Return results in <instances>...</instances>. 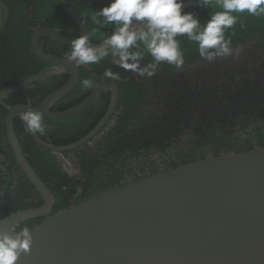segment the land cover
Returning a JSON list of instances; mask_svg holds the SVG:
<instances>
[{
	"label": "water",
	"instance_id": "1",
	"mask_svg": "<svg viewBox=\"0 0 264 264\" xmlns=\"http://www.w3.org/2000/svg\"><path fill=\"white\" fill-rule=\"evenodd\" d=\"M61 1L82 34H87V25L69 1ZM196 2L184 0L183 10ZM45 35L67 45L74 39L62 37L50 27L35 30L31 38L37 55L71 76L40 104L7 107L8 141L42 198L37 206L0 217V232L13 235L12 225L17 228L23 221L42 217L29 226L31 251L22 254L18 264H264V147L227 151L147 173L54 212L56 196L27 159L15 131V117L29 108L64 117L111 88L114 94L109 111L78 141L56 145L33 134L40 145L60 153L84 144L98 132L115 109L119 89L115 83L100 84L78 106L51 112L55 101L77 85L79 70L74 61L43 50L40 38ZM218 123L219 119L217 127Z\"/></svg>",
	"mask_w": 264,
	"mask_h": 264
},
{
	"label": "flooded vegetation",
	"instance_id": "2",
	"mask_svg": "<svg viewBox=\"0 0 264 264\" xmlns=\"http://www.w3.org/2000/svg\"><path fill=\"white\" fill-rule=\"evenodd\" d=\"M68 1L75 11L74 13L82 20L85 19L87 21V33H90V37L92 33L94 37H97V35L103 36L107 34L108 30L113 31L112 25L108 26V30L105 29L107 27L97 30V26L92 25L89 19L92 10L102 9L104 6L101 4L104 3L97 2L91 4L87 0ZM91 26L92 32L90 30ZM43 27H50L51 29L57 30L62 37L68 39H76L82 35L79 23L73 14H70L66 10L61 0H0V106L2 108H7L16 103L40 104L48 94L57 90L70 79L71 74L69 71L63 70L62 72H58V68L55 65L44 60L34 52L31 41L32 35L35 30ZM24 31L26 35L23 34ZM28 33L29 37L27 35ZM104 39L94 43V45L101 44ZM27 41H29L30 48L27 46ZM40 45L46 53L52 56L69 59L68 54L71 51V45H67L56 38L46 35L40 38ZM263 45L260 46V52L258 45L249 46L251 49L248 50L241 49L238 55L233 53V55L227 56L223 60L220 59V65L207 61L206 64L196 65L184 71H157L151 77L152 80L147 81L149 83L147 87L149 88L150 102L146 107V111L141 112L142 116L138 124L147 127L155 126L153 122L159 118L156 124L159 128L156 130L157 132L162 131V133L156 139L166 140L164 134H168L172 136V145L175 148L182 147L184 144L190 148V143L196 148H202L205 140H210L213 131L217 132L215 136L218 137L221 134L222 126L230 123H239L244 117H247L246 114L251 108L248 107V101L245 104L241 102V106H236L237 102H234L237 100L236 97L233 98L232 102L228 100L226 104L221 101L220 96L223 94L221 90L226 88L225 95L227 99L233 96V94L238 97V94L243 93L242 89H245L242 88L243 86L248 87L249 81L255 82L252 76L249 81H246L244 75L239 79H234L228 76V74L231 72L235 73V70L241 65H247L245 69L249 74L254 76L255 74H259L260 76H257L256 79H263L262 82H256V84L259 85L263 92L261 96L264 99ZM208 65H216V67H213L209 72L206 70L202 74V67H207ZM106 69L109 68L105 65L98 67L96 64L78 67L79 80L77 85L71 91L60 96L50 108L51 112H61L82 103L96 88H83L81 81L85 78H93L97 82V86L100 84L115 83L119 89V99L114 111L89 141L74 149L60 153H55L50 150L55 159V167L62 169L70 176L81 173L77 150L75 149L85 150L83 145L86 143H91L94 147L100 146L106 148L109 146L108 150H110V145L112 144L110 138L116 139V137L129 136L131 138L130 142L133 145V114L131 109L130 112L126 113L127 102L122 97L127 95L128 88L127 84L121 85V82L129 83V80H131L124 76L121 77V75H126V73L129 75L131 73L122 68L118 70L116 66L110 67L114 73L120 74L119 80L112 81L104 78L103 73ZM21 72L27 73L28 75L18 78L16 73ZM134 76L138 81L140 80L137 74L134 73ZM131 77L133 78V73ZM48 79L52 80V84L43 85L42 83H45ZM260 89L257 90L259 93H262ZM113 94V90L107 88L97 98L88 102L86 106H83L77 112L89 106L90 109H97L99 112L104 111V114L94 126L95 128L109 111ZM74 102L77 103L73 105ZM132 104L133 102L130 103V105ZM202 104L205 106H202ZM67 106L68 108H65ZM147 110L154 111L155 113L147 115ZM216 110H222L224 112V116H219V127H217V124L216 126H211L207 122L217 117ZM166 111L167 114H165ZM77 112L64 117H52L45 112L44 114L47 119H60L74 115ZM16 117H19V115ZM16 117L14 124L17 133ZM125 120L131 121V127L127 130H122L121 121ZM25 133L40 148L47 149L34 139L33 134ZM37 135L39 136V134ZM148 135H152L151 132ZM207 146L206 151L212 153L213 145L207 144ZM49 168L47 165L43 169L46 170ZM130 168H132L130 170L133 173V167ZM20 175L19 177L21 178ZM19 177L15 173L18 184L20 181ZM125 178H127L126 180H130L133 176L126 175ZM83 184H85L84 181ZM83 184L76 188V193L72 200L83 195L85 191Z\"/></svg>",
	"mask_w": 264,
	"mask_h": 264
},
{
	"label": "trees",
	"instance_id": "3",
	"mask_svg": "<svg viewBox=\"0 0 264 264\" xmlns=\"http://www.w3.org/2000/svg\"><path fill=\"white\" fill-rule=\"evenodd\" d=\"M87 1L91 4L97 3L90 0ZM101 5L105 7L109 4ZM220 10L219 8L213 9L211 7L205 9L196 2L192 6L186 7L183 11L195 13L200 18L201 24L204 25L210 19L212 12ZM108 28L105 29L108 30ZM90 30L92 32V26ZM23 34H25V31ZM107 34H111V31L108 30ZM107 34L94 37L92 33L90 37L91 42L93 44L97 43L104 39ZM27 35L29 37V33ZM226 37H230L232 40L231 46L233 53H236L237 49L240 51L252 45H258L260 49V46L264 44V16H249L245 12L239 16V21L235 25L234 31L229 30L226 33ZM178 39L181 41V48L184 52V66L177 69L168 64H161L157 71H184L196 65L206 64L207 60L200 57L198 45L195 42L188 40L186 36L178 37ZM27 46L30 48L29 41H27ZM225 58L227 56L217 57L215 60H223ZM151 61V56L145 55L142 66ZM96 65L98 67L105 65L107 68L116 66L112 63L111 55ZM116 67L118 70L120 69V67ZM245 68V65H241L235 70V73L231 72L228 76L239 79L244 75L245 80L249 81L251 75ZM130 73L129 75L127 73L126 75H121V77L124 76L131 79L129 83L121 82V85L127 84L128 88L127 95L122 97L127 102L128 111L126 109V113L130 112L131 109L133 114V145L130 142L131 138L129 136L116 137V139L110 138L112 141L110 150H108L109 146L106 148L100 146L94 147L91 143H86L83 145L85 150L75 149L77 150L78 164L81 170V173L78 175L70 176L62 169L56 168L53 153L48 149L40 148L37 143L32 141L30 136L25 133V126L20 120V117H16L17 133L27 159L56 196L54 212L78 203L105 188L128 181L125 178L126 175L137 178L160 169L175 167L182 163L211 155H219L227 151H245L255 147H264V99L261 96L263 92L256 82L249 81L248 87L243 86L242 88H245L242 89L243 93L238 95L237 100L234 101L237 102L236 106H241V102L245 104L248 101V107L251 108L246 114L247 117H244L245 120L243 119L239 123H230L222 126L221 134L218 137L215 136L217 132L213 131L210 140H205V145L203 144L200 149L192 146V143H190V148L186 144L182 147L175 148L172 145L173 138L171 135L164 134L166 140L156 139L162 133V131L157 132L156 130L159 128L156 125L159 118L153 122L155 126L147 127L138 124L142 116L141 112L146 111V107L150 102L149 88L147 87L149 83L147 81L152 80V78L147 76L143 78L139 77L140 80L138 81L134 73L133 78L131 77L132 72ZM16 74L18 78L28 75L24 72ZM42 84H52V80L48 79ZM257 89H260L262 93H259ZM221 91L224 94L226 88ZM77 102H74L73 105ZM132 102L133 104L130 105ZM202 106L205 105L202 104ZM65 108H68V106ZM6 111L7 108L0 106V217H4L13 211L30 207L31 205L37 206L42 203L40 194L36 191L18 164L8 141L5 123ZM154 113V111L147 110V115ZM103 114L104 111L99 112L97 109H90L89 106L65 118L47 119L45 117L49 127L47 132L45 134H39V137L46 142L56 145L75 142L93 129ZM165 114H167V111ZM129 127H131V121H121L122 130H127ZM150 132L152 135H148ZM156 140H159L161 143ZM207 144L213 145L212 153L206 151L208 148ZM47 165L50 168L43 169ZM130 167H133V173ZM15 173L18 177L21 174L19 184L18 180L16 182ZM83 181L85 184H83ZM81 184L85 187L83 195L72 200L76 193V188ZM41 219L42 217L28 219L18 225L17 229L20 230L25 226L29 227L34 222L41 221Z\"/></svg>",
	"mask_w": 264,
	"mask_h": 264
},
{
	"label": "clouds",
	"instance_id": "4",
	"mask_svg": "<svg viewBox=\"0 0 264 264\" xmlns=\"http://www.w3.org/2000/svg\"><path fill=\"white\" fill-rule=\"evenodd\" d=\"M198 3L205 9L221 10L212 12L202 25L195 13L183 11L184 0H112L102 9L92 10L89 17L97 30L112 25L111 34L98 45L91 42L90 33L72 40L69 61H74L76 67L90 66L111 55L112 63L125 71L141 78L152 77L161 64L177 69L184 66V52L178 37L186 36L195 42L200 57L212 62L217 57L233 55L232 40L226 33L234 31L240 15L247 12L249 16H264V0H198ZM82 23L86 25L87 21L83 19ZM145 55L151 56L152 61L142 66ZM103 76L112 81L120 79V74L110 68ZM81 83L85 89L97 87L93 78H85ZM19 117L27 133L45 134L48 130L42 111L29 108ZM12 232L15 235L0 232V264H18L20 256L31 251L32 230L28 226L17 230L12 225Z\"/></svg>",
	"mask_w": 264,
	"mask_h": 264
},
{
	"label": "rangeland",
	"instance_id": "5",
	"mask_svg": "<svg viewBox=\"0 0 264 264\" xmlns=\"http://www.w3.org/2000/svg\"><path fill=\"white\" fill-rule=\"evenodd\" d=\"M264 46V45H263ZM264 48V47H263ZM248 49H251L250 47H247L245 50H248ZM261 51V48H260V50H259V52ZM212 62H215V64L216 65H220V63H221V61L220 60H216V61H212ZM216 65H208L207 67H202V74L207 70V72H209L210 70H212V68L213 67H216ZM245 66H247V65H245ZM251 76H252V79H253V81H255V82H262V80H258V79H256V77L257 76H260L259 74H255V76L254 75H252V74H250ZM238 95H240V94H238ZM236 97V99H237V95H234L233 94V96H231L229 99H227V96L225 95V93L224 94H221V96H220V99H221V101L223 102V103H228V100H230L231 102H232V100H233V98H235ZM216 114H217V117H214L215 119H212V120H208L207 122H208V124H210L211 126H214L215 124V122H216V120L217 119H220L219 118V116H224V112L222 111V110H216ZM223 118V117H222ZM149 119H152V118H149ZM245 120V119H244ZM242 121V120H241ZM216 126V125H215Z\"/></svg>",
	"mask_w": 264,
	"mask_h": 264
},
{
	"label": "bare ground",
	"instance_id": "6",
	"mask_svg": "<svg viewBox=\"0 0 264 264\" xmlns=\"http://www.w3.org/2000/svg\"><path fill=\"white\" fill-rule=\"evenodd\" d=\"M96 2V1H95ZM98 3H101V2H98ZM111 3V2H110ZM110 3H104V4H110Z\"/></svg>",
	"mask_w": 264,
	"mask_h": 264
}]
</instances>
